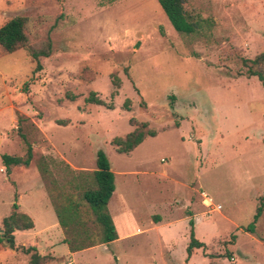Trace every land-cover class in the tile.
Returning a JSON list of instances; mask_svg holds the SVG:
<instances>
[{
  "label": "rangeland",
  "instance_id": "obj_1",
  "mask_svg": "<svg viewBox=\"0 0 264 264\" xmlns=\"http://www.w3.org/2000/svg\"><path fill=\"white\" fill-rule=\"evenodd\" d=\"M184 10L189 34L174 30L158 0H0V25L23 15L32 46L51 41L35 72L26 48H0V154L24 155L22 134L33 153L30 171L12 167L0 189V230L18 190L35 223L14 232L17 249L0 241V264H29L28 246L48 264H264V210L247 230L264 208V88L242 61L264 52V0H184ZM91 92L104 104L87 101ZM130 118L155 135L118 152L112 139L133 129ZM98 150L124 195L119 231V222L144 229L108 244L82 201ZM202 192L221 208L206 207ZM71 202L77 218L66 230L55 211ZM188 213L205 242L190 262ZM161 216L176 217L162 255L161 229L150 227ZM65 237L97 244L72 254Z\"/></svg>",
  "mask_w": 264,
  "mask_h": 264
},
{
  "label": "trees",
  "instance_id": "obj_2",
  "mask_svg": "<svg viewBox=\"0 0 264 264\" xmlns=\"http://www.w3.org/2000/svg\"><path fill=\"white\" fill-rule=\"evenodd\" d=\"M159 5L164 11L167 19L175 31L182 34L194 32V24L188 19L184 10V0H158ZM27 17L23 15H15L7 19L0 25V48L5 53H11L21 48H26L31 61L35 63L33 72L41 69L39 58L48 56L51 53V41L47 38L46 42L41 47H34L29 42L27 32ZM246 67L248 75H254L258 78L264 88V52L257 54L254 58H245L242 60ZM115 93V92H114ZM87 101L96 104H104L94 92H91L86 99ZM129 123L134 126L131 131L123 136H115L112 143L116 146L118 152L128 153L140 144L146 137L155 135V130L148 127L145 121H137L134 118L129 119ZM26 144L25 154L22 156L2 153L0 155L1 162L5 167L6 174H9L12 166H29L32 159V146L26 139L25 135H21ZM42 173H45L43 168H40ZM91 173V186L86 188L82 193V201L87 204L95 221L100 226V234L98 243H109L115 240L117 232L108 211L107 204L114 192V173L110 169V162L102 150L96 153L95 169ZM264 199V194L261 200ZM79 202L70 203L61 212L56 211L59 224L66 228L70 223H75L77 218V208ZM264 210L263 204H259L253 216L252 222L247 226L249 232H253L255 222ZM189 223V239L185 247L187 261L194 249L204 248L205 243L195 237L194 223L190 219ZM34 226L33 220L25 212L18 210L16 203V194L11 205V211L1 220L0 241L11 249H17L15 246L14 232L16 230H27ZM75 236L80 235L79 232L74 233ZM63 241L68 245L70 251H79L87 247L97 244L94 240L84 242L83 240H74L65 237ZM25 254H28L29 264H48L49 259L40 254L35 246L21 247Z\"/></svg>",
  "mask_w": 264,
  "mask_h": 264
},
{
  "label": "crops",
  "instance_id": "obj_3",
  "mask_svg": "<svg viewBox=\"0 0 264 264\" xmlns=\"http://www.w3.org/2000/svg\"><path fill=\"white\" fill-rule=\"evenodd\" d=\"M5 141H7V137L3 134V135H0V150L2 149L1 147H2V143L3 142H5ZM3 153V152H2ZM1 153V154H2ZM0 154V155H1ZM12 167H20V170L22 169V171H30V170H27V169H29L28 168V166L27 167H25V166H12ZM11 167V168H12ZM10 168V169H11ZM43 169H44V167H43ZM110 169H111V166H110ZM35 171H36V173L38 174V178H39V182H38V188H39V190H40V193L42 194V195H44V197H45V199H44V203H45V206L46 207H50L51 205H50V203H49V201H48V199H47V197H46V193H45V190H44V188H43V186H41V184H42V181H41V178H40V173H39V171H38V169H34ZM33 170V171H34ZM45 170V169H44ZM5 171V167L3 166V164H2V162H1V160H0V189H2V187L4 186V185H8V187H10V183L8 182V179H9V174H6V172H4ZM40 171H41V169H40ZM111 171H112V169H111ZM113 172V171H112ZM131 172H133L132 174H136V172L135 171H131ZM114 173V172H113ZM12 174H13V171H12ZM10 175H11V173H10ZM18 189V188H17ZM116 189H114V194H116V193H118L117 191H115ZM18 193H20L19 194V196H18V202H17V193H16V203L18 204V207H19V209L21 208V204H20V195H21V192L18 190ZM113 193H112V195H113ZM201 194V193H200ZM111 195V197H110V199H109V201H108V204H107V208H108V211H109V213H110V215H111V217H112V220H113V223H114V226H115V229H116V232H117V238L116 239H119V238H121V240L122 239H126V238H129L131 235H133V234H137V233H142L143 231H144V229H141V228H139V227H136L135 228V231L133 232L132 230L131 231H128L127 230V227H126V224H122L121 222H119V224H120V226H121V228L123 229V232H120L119 231V229H118V226H117V219H115L114 218V214H124V215H128V211H127V207H125L123 204V199H124V195H123V193H122V191H120L118 194H117V196H116V198L114 199V198H112L113 196ZM201 196H202V194H201ZM210 198V197H209ZM114 199V207L111 209V206H110V204H111V201ZM189 200V199H188ZM212 200V199H211ZM181 204H182V201H179ZM202 202H203V196H202ZM12 203H13V201L11 202V205H12ZM204 204V203H203ZM220 205V204H219ZM207 207V206H206ZM170 210H171V208H170ZM20 211H21V209H20ZM23 212V211H22ZM56 212V211H55ZM29 215V214H28ZM188 216H191V213H188V215L186 214V215H184V217H186V220H190V219H192L193 220V218H189L188 219ZM30 217H32V216H30ZM58 218V217H57ZM163 217L161 216V218L160 219H157V220H155V221H151L152 223H151V225H150V227L151 228H154L155 230H158V229H161V231H159L158 230V237H159V239H160V242L163 244V246H162V249H161V255L163 254V250H165L164 248L165 247H168L169 245H171V243L172 242H174L175 243V241L173 240V238H170L169 236V231H168V229H170L171 228V226H172V224L173 223H175L176 222V217H168L167 219L165 218V219H162ZM32 220H33V218H32ZM57 221H58V219H57ZM33 223H34V221H33ZM58 223H59V221H58ZM193 223H194V220H193ZM34 226H35V223H34ZM197 226V225H196ZM29 230H31V229H29ZM22 231V230H21ZM195 231H196V229L194 228V233H195ZM15 232H19V231H15ZM197 232V231H196ZM195 237H196V235H195ZM197 238V237H196ZM64 239V238H63ZM115 239V240H116ZM189 239V238H188ZM197 239H199V238H197ZM200 241H202V242H204L202 239H199ZM64 242V241H63ZM111 242H114V240L113 241H111ZM111 242H109V243H111ZM65 243V242H64ZM205 243V242H204ZM106 244H108V243H106ZM68 246V245H67ZM69 248V247H68ZM85 249V248H84ZM70 250V249H69ZM83 250V249H82ZM80 251V250H79ZM76 251H70V253H75ZM195 254V253H194ZM192 256H193V253H192V255H191V257L187 260V261H189L190 262V260L192 259ZM162 258V257H161ZM69 261H71V260H69ZM71 264H72V262H71Z\"/></svg>",
  "mask_w": 264,
  "mask_h": 264
},
{
  "label": "built area",
  "instance_id": "obj_4",
  "mask_svg": "<svg viewBox=\"0 0 264 264\" xmlns=\"http://www.w3.org/2000/svg\"><path fill=\"white\" fill-rule=\"evenodd\" d=\"M203 196V203L205 206L210 207L214 210H219L221 208V205L214 204L211 198H209L204 192L201 193ZM67 264H71V261H68Z\"/></svg>",
  "mask_w": 264,
  "mask_h": 264
},
{
  "label": "water",
  "instance_id": "obj_5",
  "mask_svg": "<svg viewBox=\"0 0 264 264\" xmlns=\"http://www.w3.org/2000/svg\"><path fill=\"white\" fill-rule=\"evenodd\" d=\"M1 231V230H0Z\"/></svg>",
  "mask_w": 264,
  "mask_h": 264
}]
</instances>
